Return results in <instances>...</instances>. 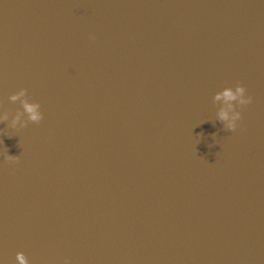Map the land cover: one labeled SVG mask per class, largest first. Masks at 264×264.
Returning <instances> with one entry per match:
<instances>
[{
    "label": "water",
    "instance_id": "water-1",
    "mask_svg": "<svg viewBox=\"0 0 264 264\" xmlns=\"http://www.w3.org/2000/svg\"><path fill=\"white\" fill-rule=\"evenodd\" d=\"M20 88L43 119L0 122L4 264H264V0H0L9 120Z\"/></svg>",
    "mask_w": 264,
    "mask_h": 264
},
{
    "label": "clouds",
    "instance_id": "clouds-1",
    "mask_svg": "<svg viewBox=\"0 0 264 264\" xmlns=\"http://www.w3.org/2000/svg\"><path fill=\"white\" fill-rule=\"evenodd\" d=\"M89 39H95V37L90 34ZM7 99L11 102H19V108L10 120L7 109L0 106V122L9 121L8 128L23 129L29 123H39L43 119L40 102L29 98L25 88L14 91ZM212 102L218 105L215 111V121L219 122L224 129L234 131L237 128V122L241 119V112L238 109L249 105L252 102V96L247 94L244 85L236 83L234 86H225L216 91L212 96ZM4 159L14 162L17 156H10L5 153ZM15 262L16 264H30L23 251L15 252ZM0 264H4L3 260H0ZM63 264H71V262L65 257Z\"/></svg>",
    "mask_w": 264,
    "mask_h": 264
}]
</instances>
